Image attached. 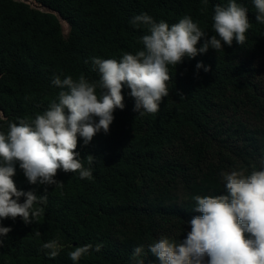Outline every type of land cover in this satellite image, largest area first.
Returning a JSON list of instances; mask_svg holds the SVG:
<instances>
[{"label": "trees", "instance_id": "obj_1", "mask_svg": "<svg viewBox=\"0 0 264 264\" xmlns=\"http://www.w3.org/2000/svg\"><path fill=\"white\" fill-rule=\"evenodd\" d=\"M41 11L21 0H0V131L10 122L32 120L58 102L62 90L52 84L81 74L99 80L91 58L120 60L144 50V26L130 21L146 13L170 26L185 16L207 36L216 5L230 0H35ZM247 8L251 27L241 46L233 41L216 51L168 66L169 95L155 114L135 112L126 86L123 110L117 108L107 134L101 130L76 151L92 179L59 170L55 185H32L19 164L18 190L44 195L34 207L43 213L31 224L3 219L12 230L0 246V264H135L133 249L143 246L144 264H160L148 246L161 237L177 242L191 230L195 196L226 194L221 172L264 168V24L256 21L253 0H235ZM62 21L69 27L64 34ZM223 43V42H222ZM204 68L197 70L196 64ZM101 90L97 88L99 94ZM92 155L89 165L86 157ZM26 197L21 196L23 203ZM36 232L41 235L37 236ZM63 245L49 258L42 245ZM102 244L96 252L95 245ZM92 244L90 253L72 261L68 253Z\"/></svg>", "mask_w": 264, "mask_h": 264}, {"label": "clouds", "instance_id": "obj_2", "mask_svg": "<svg viewBox=\"0 0 264 264\" xmlns=\"http://www.w3.org/2000/svg\"><path fill=\"white\" fill-rule=\"evenodd\" d=\"M253 3L256 21L264 24V0ZM247 12L235 0H230L226 7L216 5L212 25L215 35L205 38L199 48L198 42L207 33L191 17L185 16L170 26L142 13L130 23L147 29L148 34L141 37L144 50L136 54L125 52L119 61L91 58L93 70L99 74L95 82H89L83 74L77 80L72 76H54L52 84L62 89L58 102L50 103L47 110L30 121L10 122L6 134L0 131V221L20 217L26 225L31 224L44 211L34 205L47 201V189L40 196L17 189L13 180L17 163L32 185L63 187V182L54 179L59 170L78 172L81 179H92L91 168L84 167L76 151L78 140L82 138L88 145L101 130L109 132L114 111L124 108L123 88L130 89L135 112L155 114L162 98L169 95L168 66L176 67L185 57L195 58L209 48L219 51L223 44L231 46L234 40L242 46L251 27ZM202 67L205 72L210 70L202 63L196 64L197 70ZM97 88L101 90L99 94ZM86 159L91 165L94 157L88 155ZM220 176L226 194L194 197L193 211L201 215L187 222L191 230L183 240L161 237L148 246L160 264H264V168L250 173L242 168L233 169L221 172ZM21 196L26 197L23 203L19 202ZM11 230L0 225V237ZM3 242L0 239V246ZM102 247L98 243L94 250L99 252ZM42 248L54 259L63 245L56 238ZM92 249V244L77 246L68 256L76 262ZM143 255V246H138L131 258L135 264H144L140 258Z\"/></svg>", "mask_w": 264, "mask_h": 264}, {"label": "rangeland", "instance_id": "obj_3", "mask_svg": "<svg viewBox=\"0 0 264 264\" xmlns=\"http://www.w3.org/2000/svg\"><path fill=\"white\" fill-rule=\"evenodd\" d=\"M23 2L25 3H28L30 5H32L34 8L38 9V10H41V11H46L47 12V9L42 7L41 5H38L35 0H22ZM62 25H63V30H64V34L67 36L69 34V27L68 25L62 21Z\"/></svg>", "mask_w": 264, "mask_h": 264}, {"label": "water", "instance_id": "obj_4", "mask_svg": "<svg viewBox=\"0 0 264 264\" xmlns=\"http://www.w3.org/2000/svg\"><path fill=\"white\" fill-rule=\"evenodd\" d=\"M22 1V0H21ZM32 6V5H31ZM45 8V7H44ZM47 11L49 12V9H47Z\"/></svg>", "mask_w": 264, "mask_h": 264}]
</instances>
